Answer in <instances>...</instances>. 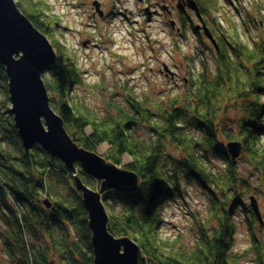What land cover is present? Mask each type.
I'll return each mask as SVG.
<instances>
[{
	"label": "trees",
	"instance_id": "trees-1",
	"mask_svg": "<svg viewBox=\"0 0 264 264\" xmlns=\"http://www.w3.org/2000/svg\"><path fill=\"white\" fill-rule=\"evenodd\" d=\"M194 1L216 39L214 71L204 68L180 100L151 106L128 94L126 105L112 99L100 115L76 101L84 74L51 41L58 61L43 80L51 107L72 139L93 152L106 145L104 158L138 175L135 192L109 191L102 198L109 232L138 244L140 264H242L249 253L232 249L240 216L252 232L250 263L264 264V241L252 229L262 223L248 206L251 196L264 194V37L245 43L235 28L217 24L218 0ZM16 2L42 34L54 37L57 23L45 0ZM227 105L242 113L236 128L220 123ZM0 108V243L6 264H95L89 217L74 174L39 145L26 152L10 112L1 62ZM233 142L242 144L257 184L233 162L227 148ZM170 146L177 155L168 153ZM76 171L86 186L100 189V181L86 175L80 164ZM183 181L203 190L216 221L204 224L188 248L161 235L162 207L180 198Z\"/></svg>",
	"mask_w": 264,
	"mask_h": 264
},
{
	"label": "rangeland",
	"instance_id": "rangeland-1",
	"mask_svg": "<svg viewBox=\"0 0 264 264\" xmlns=\"http://www.w3.org/2000/svg\"><path fill=\"white\" fill-rule=\"evenodd\" d=\"M95 1L101 3L104 17L96 12L93 6ZM218 1L222 9L215 19L224 30L235 28L240 39L247 44L264 37V0ZM45 2L50 8L53 22L57 23V26H53L56 28L55 35L49 40L66 50L62 52L74 59L85 77V84L76 89V101L100 115L109 110L108 103L112 99L126 105L128 94L147 105L166 107L173 99L180 100L185 96L204 68L210 73L214 71L215 46L203 32L195 31L201 23L194 11L188 10L182 15L186 19L184 23L191 21L188 25H183L181 21L179 23L175 13L171 17L160 16V7L170 5L175 9L177 0H144V3L139 0ZM146 4L153 12L159 13L151 22L147 21L144 12ZM169 20L175 21L174 29ZM84 43L87 45L84 46ZM241 115L238 107L225 108L220 123L228 127L234 123L236 128ZM223 147L226 148L225 142ZM107 149L103 145L97 153L103 155ZM168 150L171 155L178 154L172 146ZM125 161L129 159L125 158ZM248 163L249 158L242 148L236 166L247 179L257 184L255 177H250L254 171ZM183 183L180 198L162 207L164 223L161 235L188 248L197 240L204 224L210 226L216 221L208 197L197 183ZM251 198L258 203L263 220L260 221L262 225L255 224L252 229L264 241V194L251 196L249 200ZM2 216L0 214V230L4 226ZM238 218L232 249L240 254L249 253L242 264H252V232L242 217ZM5 257L6 252L0 243V261L6 264ZM253 263L257 264L255 261ZM8 264H11L10 261Z\"/></svg>",
	"mask_w": 264,
	"mask_h": 264
},
{
	"label": "water",
	"instance_id": "water-1",
	"mask_svg": "<svg viewBox=\"0 0 264 264\" xmlns=\"http://www.w3.org/2000/svg\"><path fill=\"white\" fill-rule=\"evenodd\" d=\"M186 2L202 24L196 30H203L216 47V39L200 15L197 3L194 0ZM93 6L98 15L104 17L101 3L95 1ZM144 12L147 21L151 22L156 12L150 7ZM57 61L58 56L50 40L22 13L16 0H0V62L8 76L10 112L26 152L39 145L74 174L76 189L82 194L89 217L95 264H140L143 253L138 244L128 237L117 238L109 232V216L102 198L109 191L135 192L140 184L139 177L98 153L81 148L68 134L62 118L51 107L43 80L46 70ZM165 71L170 72L167 67ZM227 148L235 163L242 152V144L233 142ZM76 164L81 165L86 175L100 181L99 190L83 183L76 174ZM251 206L263 222L254 198Z\"/></svg>",
	"mask_w": 264,
	"mask_h": 264
},
{
	"label": "flooded vegetation",
	"instance_id": "flooded-vegetation-1",
	"mask_svg": "<svg viewBox=\"0 0 264 264\" xmlns=\"http://www.w3.org/2000/svg\"><path fill=\"white\" fill-rule=\"evenodd\" d=\"M187 0H177V5H176V8L175 9H172V6H167V5H164L163 7H160L161 10H162V13L160 14V16H167V17H171L174 15V13L176 14L177 18L179 19V23L180 21L183 23V25H188L190 24L191 22L187 21L186 23H184V21H186V19L182 16L184 15L188 10H191L189 9L188 7V4L186 2ZM144 3V2H143ZM148 4H146V7L145 8H148ZM193 11V10H192ZM156 14L153 16L155 18V16H157L159 13L157 11H155ZM195 13V12H194ZM195 15L197 16V14L195 13ZM94 16H95V13H94ZM170 21V25L173 27V29L175 28L176 26V23L175 21H172V20H169ZM174 23V24H172ZM181 23V24H182ZM201 23V22H200ZM206 24V23H205ZM202 25V24H201ZM199 26V25H198ZM207 26V24H206ZM197 27V26H196ZM208 27V26H207ZM196 29V28H195ZM178 31H180V29H178ZM197 31V30H195ZM198 33L199 32H203V30L201 31H197ZM215 38V37H214ZM162 72V71H161Z\"/></svg>",
	"mask_w": 264,
	"mask_h": 264
},
{
	"label": "bare ground",
	"instance_id": "bare-ground-1",
	"mask_svg": "<svg viewBox=\"0 0 264 264\" xmlns=\"http://www.w3.org/2000/svg\"><path fill=\"white\" fill-rule=\"evenodd\" d=\"M81 148H83V147H81ZM83 149H85V148H83ZM93 152V151H92ZM97 153V152H96ZM102 156V155H101ZM103 157V156H102ZM106 159V158H105ZM107 160V159H106ZM108 161V160H107ZM110 162V161H109ZM132 193V192H131Z\"/></svg>",
	"mask_w": 264,
	"mask_h": 264
}]
</instances>
